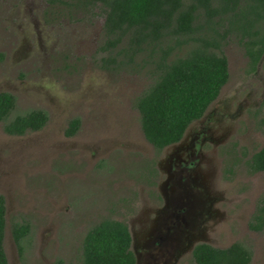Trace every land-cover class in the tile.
I'll return each instance as SVG.
<instances>
[{"label": "rangeland", "instance_id": "rangeland-1", "mask_svg": "<svg viewBox=\"0 0 264 264\" xmlns=\"http://www.w3.org/2000/svg\"><path fill=\"white\" fill-rule=\"evenodd\" d=\"M46 10L44 0H0V93L17 98L11 117L30 110L49 115L45 128L24 136L6 134L0 123L8 264H83L88 231L105 219L129 224L140 190L161 182L173 153L147 142L137 108L158 78L160 55L144 53L127 67H116L108 62L114 52L100 50L103 16L58 21L45 16ZM202 25L206 28L204 20ZM222 46L229 82L211 107L210 120L191 126V133L213 131L198 168L209 202L202 206L190 196V209L197 214L207 208L216 218L207 224L197 219L201 243L215 248L242 243L252 252L250 264H264V231L250 229L264 204V172L249 167L264 147V56L250 75L239 38L231 36ZM187 52L175 51L170 60ZM76 118L80 128L67 137ZM28 222L33 229L21 259L12 230ZM186 261L195 264L191 254Z\"/></svg>", "mask_w": 264, "mask_h": 264}, {"label": "trees", "instance_id": "trees-1", "mask_svg": "<svg viewBox=\"0 0 264 264\" xmlns=\"http://www.w3.org/2000/svg\"><path fill=\"white\" fill-rule=\"evenodd\" d=\"M48 3L46 14L50 12L58 21H75L80 15L103 16L105 42L100 50L114 52L109 64L124 68L144 53L160 55L158 78L137 101L145 139L159 151L178 143L228 82L223 42L231 36L238 37L252 71L264 56V0H48ZM182 49H187L186 55L170 60L173 52ZM16 107L14 95L0 93V123L4 124L6 134L24 136L47 125L46 111L30 110L11 117ZM80 123L79 118L70 122L67 137L78 132ZM261 126L264 130V116ZM249 167L253 173L264 171V148L252 156ZM5 203L0 194V264H8ZM250 229L264 231V204L257 210ZM28 230V225L13 227L19 247ZM131 244L132 237L124 223L105 219L85 236L83 264H134ZM194 261L250 264L252 252L242 243L228 248L205 244L195 249Z\"/></svg>", "mask_w": 264, "mask_h": 264}, {"label": "flooded vegetation", "instance_id": "flooded-vegetation-1", "mask_svg": "<svg viewBox=\"0 0 264 264\" xmlns=\"http://www.w3.org/2000/svg\"><path fill=\"white\" fill-rule=\"evenodd\" d=\"M44 1L48 10V0ZM45 16L49 17L51 13H45ZM248 61H250L249 58ZM261 61L257 64V68L254 71L250 70V64L248 62L249 70L247 73L250 75L255 73ZM222 89L219 96L221 95ZM219 96L207 107L203 116L193 123L210 120L212 113L211 107L216 104ZM263 103L264 98L262 105ZM192 124L187 128L183 138L178 143L163 149V151H167L168 148H172L173 153L168 156V168L165 169V172H162L164 178L161 177V182H158L156 186H151V188H142L140 190L142 192L140 196L141 200L136 203L137 212L135 216H131L132 218L129 224L119 221L128 227L131 234V251L135 257L134 264H187V257L191 254L194 258V251L198 246L205 244L211 246L207 243H201L200 240L203 236L199 234L200 230L197 228V219L199 217L201 219L204 218L203 224H207L211 220L216 219L215 215L207 208H203L200 213H193L190 209L193 207V201L190 199V196L198 197L202 206L208 205L209 198L206 197L205 193V190H207L205 189L206 179L198 172V168L205 160L208 147L213 144L214 139L211 135L213 131L212 129H209L210 131L200 129L197 132L191 133ZM149 176L150 174H148ZM174 180L177 182L174 183ZM150 184L153 185L152 182ZM194 192H197L198 196ZM21 225L29 226V230L21 240V247L15 242L22 259L26 252L23 249V243L32 234L33 228L29 222ZM165 251L167 252L166 254ZM170 252L173 253L170 254ZM167 254L173 260H169L166 256ZM63 263V260H59L56 264Z\"/></svg>", "mask_w": 264, "mask_h": 264}]
</instances>
